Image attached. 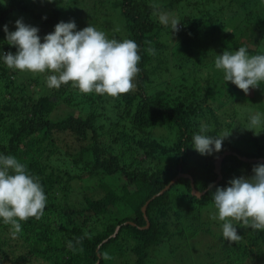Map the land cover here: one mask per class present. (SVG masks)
Segmentation results:
<instances>
[{"label":"trees","instance_id":"16d2710c","mask_svg":"<svg viewBox=\"0 0 264 264\" xmlns=\"http://www.w3.org/2000/svg\"><path fill=\"white\" fill-rule=\"evenodd\" d=\"M42 2L0 0V53L16 52L2 37L13 11L34 19L41 42L58 22L80 18L78 30L93 23L108 39L134 40L140 72L135 89L118 98L79 95L70 84L48 88V72L10 70L0 58V154L25 164L47 197L44 215L22 222L16 237L0 219V264H151L157 250L165 264H184L189 235L180 207L196 210L191 221L204 224L201 212L210 220L217 157L230 151L212 191L264 163L240 158H264V126L245 130L249 115H239L241 104L264 113V93L245 95L214 66L225 50L264 54V0ZM154 4L176 14L178 32L160 23ZM110 8L118 10L113 24L104 16ZM62 103L78 109H61ZM202 124L210 136L237 128L238 145L230 135L220 152L200 155L192 137ZM178 173L189 177L165 188ZM191 179L196 190H206L200 196L192 194ZM233 225L240 239L230 243L219 234L221 255L207 264H264V230Z\"/></svg>","mask_w":264,"mask_h":264},{"label":"clouds","instance_id":"9594fccd","mask_svg":"<svg viewBox=\"0 0 264 264\" xmlns=\"http://www.w3.org/2000/svg\"><path fill=\"white\" fill-rule=\"evenodd\" d=\"M52 2V0H48ZM159 21L170 26L173 33L180 29L177 18H170L152 5ZM5 41L16 52L0 53V58L10 70L47 75L48 88L59 89L70 84L80 93H95L118 98L133 91L134 80L140 72L139 45L130 39H108L104 32L88 25L76 30L74 20L60 21L54 31L46 34L41 42L37 27L25 24L22 18L15 21V31L3 26ZM154 55L155 49H147ZM215 69L222 71L223 81L231 82L245 95L264 82V54L249 55L246 47L234 52L228 50L217 55ZM264 126L260 113L250 115L245 130L253 131ZM210 127L200 126L192 137V148L200 155H212L222 150L223 141L231 130L217 136L207 133ZM254 133V132H253ZM209 185L215 211L210 219L222 221V237L228 242L240 239L233 221L253 230H264V163L252 167V175L230 179L227 186ZM47 197L39 177L29 173L25 164L12 155L0 154V219L10 225V233L16 237L22 231V222L29 218L39 220L44 215ZM71 247V242H69Z\"/></svg>","mask_w":264,"mask_h":264},{"label":"rangeland","instance_id":"374dc122","mask_svg":"<svg viewBox=\"0 0 264 264\" xmlns=\"http://www.w3.org/2000/svg\"><path fill=\"white\" fill-rule=\"evenodd\" d=\"M109 1L110 0H106V2H109ZM47 2H48V0H43L42 3H43V5H45ZM105 11H106V9H105ZM109 11L111 13H109L107 15V13L105 12L106 14H104V16L106 17L107 22H111V24H113L111 20L117 22L115 15H118V10L115 9V11H113L110 8ZM164 13H166V12H164ZM167 14L171 16L170 18H177L176 14H173V13H171V14L167 13ZM95 16H98V15L94 14V17ZM20 18H22V20L25 24H28L31 26L35 25L34 19L30 15L25 14V13H20L18 11H13L9 14V17L6 20V25L8 26L9 31H15V21L17 19H20ZM91 18H93V17H91ZM74 22L76 24V30L78 31V26H79V24L81 25L80 18H77V20ZM89 25L95 27V24H93V23H90ZM2 37H5L4 31L2 32ZM24 72L35 75V73H31V72H27V71H24ZM76 91L78 92L79 90H76ZM263 93H264V82H262L261 85L258 88H256V91H255L256 99H258L261 96V94H263ZM74 94H75V92H73V95ZM79 95H82V93L79 92ZM59 108L67 109V111H70V110L74 111V110L78 109V108L70 107L64 103H62ZM251 109H252L251 105L248 106L246 104H241L239 107V115H245L247 112L246 116L249 115V117H250V115H253L252 112H254ZM67 111H65V112H67ZM260 114H261V119L264 121V113L261 111ZM258 127L261 128L262 126H258ZM237 130L238 129L235 127H233L231 129V135H232L231 141H232L233 145H236V146L238 145V143H236L237 142L236 138H238ZM240 172H241L240 174L245 175L244 169H243V171H240ZM123 182L124 181L122 179L118 185L123 184ZM68 193H70L71 198L75 197V199H76L77 194L74 191H69ZM60 196L61 195H59V197ZM59 201H61V199H59ZM180 210L182 212V225L183 226H184V224L188 225L187 235H189L187 238L188 239V246H187V251H186V258L184 256L185 259L183 261L184 264H205V263L207 264V262L210 261L211 258L216 260L217 254L219 256L221 255L218 247L222 241L220 240V238H218V235L222 234L223 222L218 221V220L214 221L211 219L206 220L205 219L206 217L204 216L203 212L199 213L198 218L200 221H203L204 224L199 222L198 220H196V218L193 221H191L192 216L194 214H196L195 213L196 210L192 206H190V208H188V206H186V205L181 206ZM203 211H204V208H203ZM189 220H190V222H189ZM217 222H219L220 224ZM184 229H186V227ZM238 230H239V228H237V231ZM111 252H110V254H111ZM153 253L155 255H153V258H152L153 262H151V264H165V261H163L164 257H162V255H160L159 250H157L156 252H153ZM158 254H159V256H158ZM211 255H212V257H211ZM115 258H117V257H115ZM254 261L256 263V260H254ZM178 262H180V261H174L172 264H177ZM116 264H118V262ZM129 264H132V263H129Z\"/></svg>","mask_w":264,"mask_h":264},{"label":"water","instance_id":"95a60500","mask_svg":"<svg viewBox=\"0 0 264 264\" xmlns=\"http://www.w3.org/2000/svg\"><path fill=\"white\" fill-rule=\"evenodd\" d=\"M227 153H230V151H223V153L221 154V155H219L218 157H217V159L214 161V172L217 174V177H216V179H215V181L213 182V183H211V185H214L215 183H217L220 179H221V173H220V168H221V162H222V159H223V157L227 154ZM240 158L242 159V160H244V161H256V160H260V161H264V158H247V157H245V156H240ZM179 176H188L189 177V175H187V174H184V173H178L169 183H168V185L165 187V188H167L170 184H172ZM191 187H192V190H191V192H192V194L193 195H196V196H200L201 194H203L206 190H203V191H198V190H196L195 189V187H194V184H193V182H192V179H191ZM208 188H209V186H208ZM161 192V191H160ZM142 211L144 212L145 211V205L142 207ZM146 221H147V219H146ZM148 221H147V223H146V226L145 227H147L148 226ZM118 230V226L116 227V231ZM115 234V233H114ZM113 234V235H114ZM95 264H99V261L97 260L96 262H95Z\"/></svg>","mask_w":264,"mask_h":264}]
</instances>
